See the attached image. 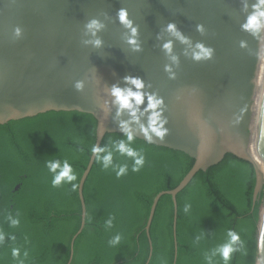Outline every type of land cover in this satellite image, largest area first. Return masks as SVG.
<instances>
[{
	"label": "water",
	"instance_id": "obj_1",
	"mask_svg": "<svg viewBox=\"0 0 264 264\" xmlns=\"http://www.w3.org/2000/svg\"><path fill=\"white\" fill-rule=\"evenodd\" d=\"M255 2L0 0V124L49 111L88 113L97 121L95 145L100 147L106 134L124 133L120 121L131 119L128 110L117 115L112 87L135 90L125 77L141 78L146 96L140 123L147 125L150 113L143 109L147 95H155L163 100L158 110L167 121V134L162 139L153 134L149 142L140 124L133 123L135 137L195 160L177 187L160 192L153 201L145 227L151 258L150 227L160 198L172 197L176 238L177 195L196 173L227 154L254 165V205L264 192V31L254 36L241 27ZM121 9L127 11L135 36L121 23ZM91 21L100 27L89 29ZM169 24L176 26L174 32ZM169 42L170 52L163 48ZM197 44L213 50L210 59H194ZM96 156L92 153L79 182L82 222L73 242L86 224L83 189ZM261 228L264 202L258 237ZM258 257L264 252L258 250Z\"/></svg>",
	"mask_w": 264,
	"mask_h": 264
},
{
	"label": "trees",
	"instance_id": "obj_2",
	"mask_svg": "<svg viewBox=\"0 0 264 264\" xmlns=\"http://www.w3.org/2000/svg\"><path fill=\"white\" fill-rule=\"evenodd\" d=\"M96 128L93 115L79 111H49L0 124V230L5 235L0 264H68L72 252L70 264H224L218 249L229 243L230 230L240 242L228 264H257L264 192L254 205V165L233 154L200 170L177 195L176 238L172 197L160 198L150 227V258L145 227L153 201L177 187L195 160L135 137L131 147L144 165L134 172V158L115 147L126 141L124 133H108L102 141L105 151L101 159L96 156L83 189L86 224L73 242L82 222L78 186ZM109 153L112 161L105 167L102 157ZM64 161L75 179L53 185L60 169L53 172L49 164ZM124 166L126 173L117 177ZM13 247L19 249L16 259Z\"/></svg>",
	"mask_w": 264,
	"mask_h": 264
},
{
	"label": "clouds",
	"instance_id": "obj_3",
	"mask_svg": "<svg viewBox=\"0 0 264 264\" xmlns=\"http://www.w3.org/2000/svg\"><path fill=\"white\" fill-rule=\"evenodd\" d=\"M252 11L246 18L245 23L241 26L243 30L249 31L252 35L256 36L261 31H264V0H256L254 4L251 5ZM119 19L121 23H124L126 26L130 27L132 30L133 36L136 34V29L131 26V22L127 19V11L125 9H121L119 13ZM87 27L89 29L100 27L99 22L91 21ZM203 26L198 25L197 30H202ZM169 31H175L176 26L174 24L168 25ZM19 35L20 29L16 30ZM182 40H184L183 36H180ZM129 43L135 44V39H130ZM96 46H100L101 41H95ZM243 46V43H242ZM171 43H165L163 48L165 51L171 50ZM199 51L194 53V59L200 60L202 58L210 59L212 56L213 50L207 47H204L201 44H197L196 46ZM175 60L176 58L173 57ZM170 69L166 66V71ZM125 81L130 83L133 87H128L126 89H122L118 86H113L111 89V94L115 98L114 103L118 105L117 115H121L124 110H128L130 120L120 121V128L124 132L126 136V141L121 140L119 143L115 145L116 149L120 154L127 155L129 157L134 158V164L132 170L134 172H139L140 169L144 165V158L142 156L138 157V152L131 147L132 142L135 139V132L132 127L133 123L140 124V132L143 134L146 140L149 142L152 141L153 134L155 136L160 137L161 139L167 134V129L164 127V124L167 123L165 119H162V113L158 109L163 104L162 98H157L155 95L148 94L147 95V107L143 109V113H150L148 116V123L144 125L140 123V116L138 113L141 112L140 106L145 102L146 94L143 92L145 87L144 81L139 77H125ZM81 84H77V88H81ZM243 111V110H242ZM141 113V114H143ZM92 153L97 154V159H101L99 156L100 153L104 152L105 149L93 145L91 148ZM104 166L107 167L108 164L112 161V154L109 153L102 157ZM49 168L56 172L57 169H60L59 173L55 176L52 181L53 185H59L62 181L68 180L71 181L75 179V176L72 174L73 169L68 161H64L62 166L59 163H50ZM127 171V166L121 167L119 172L117 173V177L124 175ZM13 225L18 224L19 222L13 220ZM110 223V222H109ZM228 236L230 237L229 243L221 246L218 251L224 259V264H228L230 260L231 253L237 251L238 249L234 247L238 242H240V236L235 231L230 230L228 232ZM5 235L3 230H0V246L4 244ZM15 240V237H12ZM119 241V237L116 238L113 243H117ZM258 250L264 252V228H261L259 237H258ZM27 256V252L24 253ZM11 256L13 259H16L19 256V249L13 247L11 249ZM20 264H23V261H20ZM257 264H264V257H258Z\"/></svg>",
	"mask_w": 264,
	"mask_h": 264
}]
</instances>
